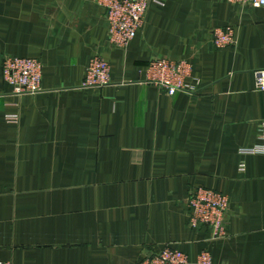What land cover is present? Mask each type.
<instances>
[{"label":"crops","instance_id":"crops-1","mask_svg":"<svg viewBox=\"0 0 264 264\" xmlns=\"http://www.w3.org/2000/svg\"><path fill=\"white\" fill-rule=\"evenodd\" d=\"M234 42L218 48L215 29ZM6 56L38 59L41 89L17 94ZM99 56L110 84L85 86ZM186 62L192 91L147 80ZM264 6L152 0L124 47L96 0H0V260L137 264L170 245L199 264H264ZM19 117L17 122L9 116ZM199 187L230 198L227 235L189 224Z\"/></svg>","mask_w":264,"mask_h":264},{"label":"built area","instance_id":"built-area-1","mask_svg":"<svg viewBox=\"0 0 264 264\" xmlns=\"http://www.w3.org/2000/svg\"><path fill=\"white\" fill-rule=\"evenodd\" d=\"M105 11L108 21L109 42L113 46H127L143 28L147 11L152 0H96ZM233 3L245 4L250 1L258 6H264V0H229ZM234 42L231 28L215 29L213 43L221 48ZM43 66L38 59L6 56L3 61V77L17 94H30L40 91ZM191 67L186 62L172 61L167 58H155L147 66V80L164 87L170 94L192 91L185 82ZM110 63L99 57H94L87 70L85 86L103 87L110 84ZM258 84L264 88V72L260 73ZM9 121L17 122L19 117L9 116ZM263 142L251 149L253 152L264 153V123L262 124ZM189 224L194 229L208 227L213 238L227 235V213L230 198L227 194L207 187H199L189 197ZM199 264H211L210 251H203L197 259ZM189 256L184 251L170 245L157 254H153L137 264H188ZM0 264H13L0 260Z\"/></svg>","mask_w":264,"mask_h":264},{"label":"rangeland","instance_id":"rangeland-1","mask_svg":"<svg viewBox=\"0 0 264 264\" xmlns=\"http://www.w3.org/2000/svg\"><path fill=\"white\" fill-rule=\"evenodd\" d=\"M40 88H41V85H40Z\"/></svg>","mask_w":264,"mask_h":264}]
</instances>
